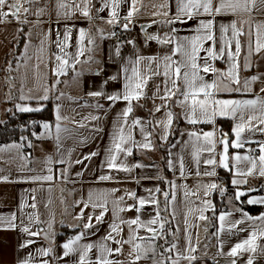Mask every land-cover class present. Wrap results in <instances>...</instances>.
I'll use <instances>...</instances> for the list:
<instances>
[{
	"label": "crops",
	"instance_id": "crops-1",
	"mask_svg": "<svg viewBox=\"0 0 264 264\" xmlns=\"http://www.w3.org/2000/svg\"><path fill=\"white\" fill-rule=\"evenodd\" d=\"M64 2L68 5L67 11L70 19H57V0H39V3L32 5L31 8L33 11L44 8L43 16L38 18L29 13L27 18L30 23L28 24H19L12 18L0 23V122L15 113H21L16 108L17 104L37 106L34 100H21L22 95L38 96L43 94L45 88H50L51 91L48 93L50 99L43 104L44 109L49 103L51 104L52 118L45 122L56 123L55 109L59 105L61 115L66 117L60 122L61 127L69 129L68 132L61 133L59 141L55 139L54 135L46 136L45 130L41 127L34 138H23L18 142L0 145V148L5 149L0 152V215L6 218L12 215L16 217L14 221L16 228L9 229L0 226V264H23L26 260L29 261V264H78L79 253L64 257L62 245L82 232L85 233V236L74 247L79 248L88 243L98 246L104 242V237L110 232L111 223L116 219L114 201H119V198L123 197V200L119 201V207H127L137 203L129 193H135L136 197L145 200H150L155 196L160 201V208L163 209V193L165 191L175 199L174 202L170 200L167 214L162 211L161 216L171 222L172 232H176V228L179 227L180 231L176 233L179 246L181 248L185 246L189 233L192 235L194 245L197 236L199 238L197 251L194 253L197 260L193 264H232L233 259L236 260V264H246L250 257L254 258V264H264V252L261 251L264 249V237L261 236H258L256 241L259 245L256 253L244 252L237 257L227 255L235 244L249 239L253 231L264 226L259 220L264 212L252 215L243 208L244 204L264 207L261 204L247 203L249 199L264 198V177H260L258 173L247 177L236 176L234 169L229 171V182L233 186L234 192L225 198L226 209L216 214L208 211L205 215L211 218V222L200 221L197 219L199 213L196 209L203 206L202 200H209L215 206V193L223 186L221 179L224 175L222 167L218 166L215 168L216 176L203 175L204 172L212 168L203 162L208 158V153L201 154V164L197 167L192 156L194 148L187 133L195 129L210 131L213 126L188 124L184 119L183 110L177 106V97H173L168 102V108L163 107V102L158 98L151 99L150 97L155 92V86L158 84L162 86L164 80L162 75L153 76L148 80L144 89V97L138 102L133 101L132 103L133 111L126 117L127 124L123 123L125 119L123 112L128 107L127 102L123 99L115 102L107 99L110 95L123 93L124 84L132 78L133 68L139 69L143 74L148 73L146 67L149 64L148 57L162 58L172 52L174 42L161 44L156 40H149V36H158L160 39H165L168 36L180 39L191 37L196 35L199 21L208 18L198 16L188 19L187 23H168L176 17L178 10L176 0H137L138 11L131 22L134 36L128 43L121 45L116 40L115 34L121 20L131 10V0H120L119 23L114 24L107 22L111 19V7L97 12V9L103 6L104 0H91V5H89L91 20L85 18L78 11L73 14V4L78 7L85 6L81 0H64ZM165 2L168 7L161 8L160 5ZM25 6L29 7L27 4ZM164 12H168V15H163ZM185 19L187 18L185 17ZM234 19L238 21L252 20L254 31L255 23L264 21V13L253 11L251 16L243 12L236 16H217L215 18L216 35H220V24H228ZM66 27L72 29L71 41L65 49L68 53L66 58L69 59V64L74 62L73 58L77 57L80 49V29H84L87 33L84 41L85 51L82 56L78 57L80 63L75 64L74 69L68 67L66 74L57 76L55 68L58 62L55 60V56H64L65 53L60 52L55 42L62 40ZM238 27H243L247 33L249 24H238ZM21 28L23 32L19 30ZM50 29L52 30L51 34H49ZM57 31L61 35L58 36ZM230 35L231 33H229ZM89 39L94 40L95 43H88ZM239 40L241 53L238 64L241 85L245 79H250L253 75L261 76V80L251 86V92H222L217 98L244 100L255 99L257 96L264 97V93L260 92V89L264 88V52L259 55L254 53L251 57L252 67L246 68V62L249 60L247 54L248 36L246 34L240 36ZM210 44L211 42H207L204 47L207 48ZM220 46L222 44L218 43L217 48ZM25 48H27V52L24 51ZM42 48L43 50H41ZM117 49H119L118 55ZM232 51H235L234 44ZM200 55L204 56L206 53L201 52ZM139 57H145V59L137 64L136 61ZM180 58L179 54L173 56V59L179 60ZM226 61L227 57L212 63L220 71L226 72L228 69ZM160 63L162 65V59ZM37 66L39 67L37 68ZM152 67H156V65L153 64ZM113 76L117 79L113 80ZM206 79L212 81L215 79V75L208 73ZM162 91L163 86L161 94ZM93 92H101L102 95L93 96L91 95ZM61 93L63 95H60ZM177 95L179 96V94ZM57 96L60 98L57 99ZM156 106H161L160 112H155ZM168 110L173 112L176 110L185 123V127L179 132L176 140L167 148L168 162H172V167L168 166L169 173L163 164V149L153 139L150 122L147 118L148 114L152 115L163 147L171 134L167 141L163 140L164 129L162 125L158 124V121L166 119ZM256 114L259 115V112L257 111ZM92 117H99V119H92ZM136 119H139L141 124L133 127V121ZM221 119L225 118H217L215 124L218 136L220 131H223ZM227 120L231 121V133H228L231 141L234 140L233 128L238 121ZM174 123L175 120L171 132ZM257 123V121H253V125ZM121 127H123L125 136L127 137L131 133L132 141L136 142L134 145L132 141H129V144L125 145V147H132L131 156L122 152L117 159V164L122 163L129 171L111 169L107 166L111 154L109 149L112 148L113 139L119 135ZM38 136L43 138L37 139ZM244 136L248 138L249 142L241 149L230 148V156L234 154L259 155V153L255 155L254 149L259 152V142H264V132L246 130ZM145 137L148 139L146 140ZM149 141L153 145L152 149L138 146ZM29 142H31V147L28 146ZM12 144H20L22 147L12 148ZM249 148L253 149L251 153L248 152ZM216 151L217 153L221 151L219 144ZM93 152L97 155L85 159ZM135 154L141 159L140 161L136 160ZM48 157L52 158L51 164L48 163ZM181 158L185 165L184 175H181L180 172ZM216 159L219 162L220 157L217 156ZM60 160H63L64 163H59ZM78 160L81 162L77 163ZM136 165H141V167H136ZM239 167H248L247 162H242ZM49 168L52 169L51 173L48 172ZM197 171L201 175H197ZM50 174L53 176L52 181L32 179ZM101 176H111L112 179L101 180ZM4 177H7L6 181L3 179ZM233 179L247 180V183L234 185ZM209 182L216 183L218 187L210 195L205 196L202 185ZM157 188L160 189L159 192L156 191ZM186 188L189 190L187 196H185ZM238 190H252V192L238 201L236 199ZM192 192H198L199 195H192ZM103 202H106L109 209L104 221L96 224L93 219L92 223L95 227L85 229L84 224L87 222V217L90 215L94 217L101 211L100 208H92L91 204ZM86 204L87 208H85ZM241 210L247 212L254 219L247 220L242 216ZM81 212L85 218L77 219ZM173 212L175 213L174 218ZM223 213H231V215L225 222V231L217 234L219 221L216 217ZM118 215L121 220L139 216L142 220L147 221L155 218L156 206L149 203L139 213L132 210L120 212ZM241 219L244 220V223L238 224L229 232L228 228L231 227V222ZM185 220H187V224H185ZM24 227H29L31 232H38L39 235L32 236L25 233ZM121 227L123 229L122 236L127 239L130 230L126 224H122ZM206 228L207 231H205ZM138 234L141 236L150 235L143 229ZM27 241H33V243L24 246ZM107 243L112 248L118 247L111 241H107ZM155 243L157 245L156 255L153 256L149 253V258L140 260L138 264H154V261L159 259V253L163 251L161 245L164 242L160 240ZM49 248L52 249V252L48 256L42 255L41 250ZM130 250L131 245L124 244L122 254L114 255L109 259L124 261L125 264H128L132 259L129 256ZM99 256L98 247H94L89 253L91 260H96ZM181 264H188V261L182 260Z\"/></svg>",
	"mask_w": 264,
	"mask_h": 264
},
{
	"label": "snow or ice",
	"instance_id": "snow-or-ice-1",
	"mask_svg": "<svg viewBox=\"0 0 264 264\" xmlns=\"http://www.w3.org/2000/svg\"><path fill=\"white\" fill-rule=\"evenodd\" d=\"M85 5L84 7H78L73 4V14L79 12L85 18L91 20V0H81ZM177 2V12L176 17L173 20L168 21V23H187L188 19H193L198 16H205L208 19L200 20L199 27L196 29V35L191 37H184L180 39L179 37L168 36L165 39H160L158 36H149V40H156L161 44H172L174 42V48L170 54L160 57H148L147 60L149 64L146 66L148 68V73L143 74L139 69L133 68L132 78L124 84V91L122 94L110 95L107 99L115 102L123 99L127 102L128 107L123 112L125 117L123 123L127 124L126 117L133 111L132 103L133 101H139L145 95L144 89L147 86L148 80L153 76H163L164 80L162 82L163 91L161 94L162 86L156 85L155 92L151 99H159L163 102L162 106L168 108V102L177 97V106L183 110L184 119L187 120V123L190 125L198 124H209L213 128L210 131H203L202 129H195L187 133L194 148L192 152L193 159L199 167L201 164V154L208 153V158L203 162L206 165L212 166L211 170L206 171L203 175L214 177L216 176L215 168L223 167L226 170L232 171L234 169V174L236 176H252L257 174L260 177H264V142H259V155H239L234 154L229 155V149H241L249 142L248 138L244 136L246 130L249 132L260 131L264 132V97L257 96L255 99H220L217 98L218 95L222 92L232 93V92H241L248 93L252 91V85L257 81L261 80V76L253 75L250 79H245L241 85L239 78V64L238 58L241 53V43L239 40L240 36H248V48L247 54L249 60L246 62L245 67L251 68V57L255 53L259 55L261 52H264V21L255 23V30L253 31L252 20H232L228 24H220L219 32L220 35H216L217 23L215 18L217 16L232 15L236 16L238 13H248L251 16L253 11L264 13V0H176ZM39 3V0H0V23L8 21L9 18L14 19L19 24H28V14L31 13L36 17H41L45 14V9L40 8L38 11H33L31 6ZM137 0H131V10L128 11L127 15L124 17L125 20L129 23H125L122 27L125 30L129 29V24L133 21L135 13L138 11L136 8ZM29 5L26 7L25 5ZM120 6V0H104L103 6L97 9V12L104 11L105 8L111 7V19L107 22L109 24L119 23V14L118 8ZM161 8L168 7L167 2L160 5ZM57 19L60 18L70 19L69 12L67 11L68 5L64 0H57ZM63 10V11H61ZM160 14V13H157ZM163 15H168V12H164ZM23 17V18H22ZM185 17L187 19H185ZM38 22V21H37ZM249 24L247 33H245L243 27H238V24ZM23 32V29H19ZM51 29L49 34H51ZM175 31V29H173ZM229 33L231 35L229 36ZM30 35V34H29ZM57 35H61L57 31ZM87 36V33L84 29L79 30V40H80V49L77 53V57L73 58L74 62L70 65L69 59L66 58L68 53L65 49L69 46V42L72 38V29L66 27L65 32L63 33L62 40L56 41V45L59 48L60 52L65 53L64 56L56 55L55 60L58 62L55 68V75L60 76L64 75L67 72L68 67L75 68V64L80 63L78 59L79 56H82L85 51L84 41ZM254 37V39H253ZM211 42L209 47H204L205 43ZM43 41L41 44L43 45ZM88 43L94 44L95 41L89 39ZM131 43V42H130ZM221 43L222 46L217 48V44ZM235 45V51H232V46ZM43 50V48L41 49ZM90 50V49H89ZM27 52V48L24 50ZM201 52L206 53V55L201 56ZM119 54V49H117V55ZM179 54L181 57L179 60L173 59L174 55ZM227 57L228 69L226 72L220 71L212 63L215 60H223ZM145 57H139L136 63L140 64ZM163 61L162 65L160 61ZM155 64L156 67H152ZM39 66H37L38 68ZM162 67V71H161ZM11 70V68H9ZM127 71V69H125ZM212 73L215 75V79L208 81L206 79V74ZM113 80H116L117 77L113 76ZM59 83V81H57ZM183 85V87H181ZM235 85V87H233ZM50 88H45L42 95L38 96H21V100H34L36 101L37 106L33 107L28 104H17L16 108L21 113H38L44 110L43 102L50 99L49 92ZM261 93H264V88L260 89ZM179 94V96L177 95ZM60 95H63L62 93ZM93 96L102 95L101 92L91 93ZM57 99L60 97L57 96ZM155 112L161 111V106L155 107ZM259 112V115L256 112ZM247 117V118H246ZM217 118L233 119L238 122L233 128L234 140L229 139L227 133L220 131L219 136L217 135V129L215 127ZM66 119L60 113V106H56L55 109V121L56 123L44 122L40 125L45 130V135L51 137L54 135L57 141L61 138L62 132H68L69 129L61 127V121ZM92 119H99V117H92ZM176 119V114L168 110L166 113V119L163 121H158V124L163 126L164 135L162 139L167 141L168 136L171 134V128L174 120ZM253 121H257L256 125H253ZM35 124V121H33ZM141 121L136 119L133 121L132 126L140 125ZM83 126V125H81ZM54 129V132H53ZM99 131V129H97ZM143 131V129H141ZM35 135V133H33ZM43 137L38 136L37 139ZM27 139V138H25ZM147 140L148 138L145 137ZM129 141H132L131 133L126 137L124 134L123 127L119 129V135L114 137L112 148L109 149L111 153L107 166L111 169L129 171V169L121 164H117V159L120 153H126V155H132V147H125L129 144ZM132 144H136L135 141H132ZM220 145L221 151L217 153V145ZM28 146L31 147V142L28 143ZM139 147L145 149H152L153 145L151 142H146L139 144ZM12 148L19 149L22 147L20 144H12ZM175 147V145H172ZM5 151L4 148H0V152ZM253 149L249 148L248 152L251 153ZM97 153L93 152L90 156L85 157V159H90L91 156H95ZM219 156V162L216 157ZM230 160L232 163L230 164ZM81 161H77L80 163ZM242 162H247L248 167L241 168L239 165ZM48 163H52V158L48 157ZM59 163H64L63 160H60ZM259 164V168H258ZM169 168L172 167V162H168ZM136 167H141V165H136ZM185 165L183 158L180 161V172L181 175H184ZM48 172L51 173L52 169L49 168ZM197 175H201L197 171ZM5 181L7 177L3 178ZM33 180H47L52 181L53 176L50 174L44 177H33ZM101 180L112 179L111 176H101ZM171 183V182H170ZM232 183L234 185L246 184L247 180L233 179ZM174 186V185H173ZM204 190V195L208 196L212 193L213 190L217 189L218 185L214 182H209L202 185ZM157 192L160 191L159 188L156 189ZM192 195H199L198 192H192ZM129 195L137 201V203L128 205L127 207H119V201L123 200V197L119 198V201H114L116 205V210L114 215L116 217L115 221L110 225L109 234L104 237V242L101 244L94 245L91 243L84 244L82 246L74 247L78 241H80L85 233H80L75 236L73 239L62 245L64 252L63 256L68 257L71 254L79 253L78 264H125L124 261L109 259L114 255L122 254L123 245H131V250L129 256L132 259L128 264H138L142 259H148L149 253L153 256L156 255V241L162 240L164 242L161 247L163 251L159 253V259L154 261V264H181V261H188V264H193L197 260V257L194 253L197 251V246L199 244V238L197 236L195 245L193 244L192 235L189 233L186 237V244L183 248L177 243L178 237L177 232L180 231L179 227L176 228V232H172L170 229L166 228L167 224L171 222L166 218L161 216V212L168 211V204L170 200L174 202V196L170 197L168 192L163 193L164 197V207L160 208V201L153 196L150 200H145L142 198L136 197L135 193H129ZM189 195V190L185 189V196ZM246 193L243 191L236 192V199H239L242 196H245ZM91 200V196L89 197ZM152 204L156 206V216L155 218L148 219L147 221L142 220L139 216L128 219L121 220L118 213L125 211L135 210L140 212L146 204ZM202 207H198L196 211L199 213L197 219L200 221H209L211 218L205 215L208 211H215V206L209 200H202ZM249 204H261L264 205V198L259 200L249 199L247 201ZM35 207V205H32ZM88 205H85L87 208ZM92 208H100L101 211L96 216H88L87 222L84 224L85 229H92L95 225L92 223V220L95 219L96 224H100L104 221V217L108 212L106 202L103 203H92ZM242 212V216L246 217L247 220L251 221L254 218L250 216L247 212ZM190 214V213H189ZM173 218L175 213H172ZM231 213L220 214L216 219L219 221L218 232L223 233L225 231V222L227 217ZM84 214L81 212L77 219H84ZM31 219V218H30ZM16 220L15 215L10 217H4L0 215V226L7 227L9 229L16 228L14 221ZM259 220L264 224V215L259 217ZM244 223V220H237L231 222V227L228 228L230 232L233 228H236L238 224ZM122 224H126L130 230V234L127 239L122 236ZM187 224V220H185ZM135 226V227H133ZM51 227V225H49ZM143 229L146 232L150 233L149 236L139 235V231ZM23 231L29 233L32 236L39 235L38 232H31L29 227H24ZM207 231V228L205 229ZM171 236V239H169ZM258 236L264 237V226L257 228V230L251 233L249 239H245L241 243L235 244V246L227 253L230 257H237L241 253H256L259 245L256 243ZM107 241H111L114 244L118 245L116 248H112L108 245ZM33 243V241L25 242L24 246ZM94 247H98L100 256L96 260L89 259V253L93 250ZM264 252V249H261ZM42 255L48 256L52 249L41 250ZM167 253L168 255H165ZM23 264H29V261L26 260ZM232 264H236V260H232ZM246 264H254V258L250 257Z\"/></svg>",
	"mask_w": 264,
	"mask_h": 264
},
{
	"label": "trees",
	"instance_id": "trees-1",
	"mask_svg": "<svg viewBox=\"0 0 264 264\" xmlns=\"http://www.w3.org/2000/svg\"><path fill=\"white\" fill-rule=\"evenodd\" d=\"M174 113L176 114L175 123L173 126V130L171 132V136L168 142L162 147V143L159 139L158 131L155 126L154 120L151 114L147 115V118L150 122V129L153 135V139L157 143V145L163 149L164 152V159L163 164L164 167L169 173L168 170V156H167V148L176 140L179 132L185 127V123L182 121L179 113L175 110ZM52 116V109L51 104L49 103L47 107L38 113H15L14 115L9 116L6 120L0 122V145L8 144L11 142H18L21 141L23 138H34L33 133L39 132L42 123L45 121H50ZM35 121V124H33ZM28 123V124H27ZM220 123L222 125L223 132L231 133V121L227 119H221ZM191 128V127H189ZM136 160H141L135 154ZM224 177L221 179L223 181V186L221 187L224 192L219 194V190L215 193V211H211L212 214H216L217 212L224 211L226 209L225 198L227 195L232 194L234 192L233 186L230 184V172L226 170H222ZM163 207H164V203ZM243 208L247 210L252 215H258L264 212L263 206L257 205H247L244 204ZM167 214V212H163ZM167 228L172 230L171 225L167 224ZM171 239V236H169ZM168 255V254H165Z\"/></svg>",
	"mask_w": 264,
	"mask_h": 264
},
{
	"label": "built area",
	"instance_id": "built-area-1",
	"mask_svg": "<svg viewBox=\"0 0 264 264\" xmlns=\"http://www.w3.org/2000/svg\"><path fill=\"white\" fill-rule=\"evenodd\" d=\"M125 23H129V21L122 19L120 25L117 28L115 37L119 44L124 45L128 43L132 37L134 36L133 29L131 28V23L129 24V29L125 30L122 25ZM28 124V123H27ZM255 155H258V150L254 149Z\"/></svg>",
	"mask_w": 264,
	"mask_h": 264
},
{
	"label": "water",
	"instance_id": "water-1",
	"mask_svg": "<svg viewBox=\"0 0 264 264\" xmlns=\"http://www.w3.org/2000/svg\"><path fill=\"white\" fill-rule=\"evenodd\" d=\"M229 151H230V149H229ZM222 169H224V168L222 167ZM224 170H226V169H224ZM226 171H229V170H226ZM238 191H243V192H245L246 194H249V193L252 192V190H238ZM242 197H243V196H242ZM242 197H240V198L238 199V201H241Z\"/></svg>",
	"mask_w": 264,
	"mask_h": 264
},
{
	"label": "rangeland",
	"instance_id": "rangeland-1",
	"mask_svg": "<svg viewBox=\"0 0 264 264\" xmlns=\"http://www.w3.org/2000/svg\"><path fill=\"white\" fill-rule=\"evenodd\" d=\"M163 157H164V152H163ZM224 192V190H220L219 194H222Z\"/></svg>",
	"mask_w": 264,
	"mask_h": 264
}]
</instances>
